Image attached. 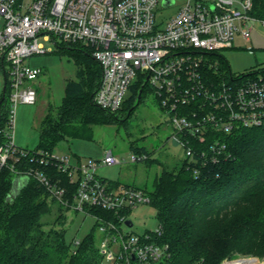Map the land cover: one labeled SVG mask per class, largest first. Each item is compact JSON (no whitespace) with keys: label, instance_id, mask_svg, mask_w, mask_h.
<instances>
[{"label":"built area","instance_id":"2783aa9c","mask_svg":"<svg viewBox=\"0 0 264 264\" xmlns=\"http://www.w3.org/2000/svg\"><path fill=\"white\" fill-rule=\"evenodd\" d=\"M165 1L0 0V75L5 76L3 93L9 105L0 128V175L9 168L18 189L26 186H22L24 178L28 183L35 179L64 206L93 217L101 236L103 264H171L172 254L167 244L157 240L160 227L144 234L129 230L133 210L151 204V197L144 189L115 186L98 175L99 168L122 163L112 151L100 160L77 165L68 157L44 152L30 161L57 163L76 186L70 201L63 181H53L42 169L31 167L25 159L28 150L17 147V108L36 105L34 82L43 73L25 60L52 51L40 42L42 36L55 46L91 47L102 68L94 102L104 110L120 111L132 86L146 82L145 95L153 96L169 115L172 139L192 160L191 138L203 142L211 131L231 133L242 126H264V75L242 82L230 68L224 69L227 60L220 53L234 47L236 35L250 40L257 24L264 27V14L253 13L254 0H170L168 6ZM167 8L176 12L160 19ZM147 159L146 154L132 155L130 162ZM222 264H264V259L241 256Z\"/></svg>","mask_w":264,"mask_h":264},{"label":"trees","instance_id":"16d2710c","mask_svg":"<svg viewBox=\"0 0 264 264\" xmlns=\"http://www.w3.org/2000/svg\"><path fill=\"white\" fill-rule=\"evenodd\" d=\"M253 13L264 14V0H254ZM60 48L73 56L76 78L68 80L56 117L49 113L44 118L39 144L35 150H28L25 159L53 181L61 179L72 201L76 186L70 184L57 163L40 165L36 159L30 161L39 152L53 154L62 141L93 140L95 126L126 122L148 88L145 85L135 109L143 88L141 80L132 86L134 95L120 111L104 110L94 102L102 68L92 56L91 47L66 44ZM223 64L224 69L230 68L228 61ZM259 73L264 75V69L237 77L243 82ZM8 110L7 95L3 93L0 128L5 125ZM190 143L193 160L186 157L179 168L165 169L155 179L152 191L144 189L162 230L157 240L169 246L171 264H222L225 258L238 254L264 259V126H242L231 133L211 131L203 142L191 138ZM132 149L139 155L146 154L135 146ZM147 161L153 162L149 155ZM14 178L9 168L0 175V264H103L97 223L79 245L68 243L62 214L54 225L46 218L51 214L50 199L61 209L71 208L58 203L35 179L18 189L13 186ZM90 210L105 214L99 209ZM47 225L52 226L46 229Z\"/></svg>","mask_w":264,"mask_h":264},{"label":"rangeland","instance_id":"374dc122","mask_svg":"<svg viewBox=\"0 0 264 264\" xmlns=\"http://www.w3.org/2000/svg\"><path fill=\"white\" fill-rule=\"evenodd\" d=\"M175 12V8H167L162 12L160 19L172 16ZM1 28L2 23H0ZM40 42L52 51L34 55L25 60L26 65L43 70L39 79L34 82V87L38 91V101L36 105L21 104L16 111L15 143L17 147L25 150L36 149L44 118L49 113L56 117L65 96L66 84L68 80L75 79L77 73L73 56L68 53L69 51L60 48L63 44L59 43V46H55L43 36ZM220 53L229 62L230 69L237 76L264 69V27L257 24L250 40L236 35L234 47L224 49ZM258 76L263 74L259 73ZM4 85L5 76L1 74L0 96ZM133 95L134 92L130 89L126 95V101ZM123 119L122 116L120 120ZM173 132L169 115L159 107L153 96L144 95L142 102L126 122L95 126L93 140L62 141L54 148L53 154L58 157H68L71 164L77 165L87 163L91 159L100 160L106 152L112 151L122 163L101 167L98 175L113 185H126L152 191L155 179L165 169L179 168L186 158L184 149L172 139ZM132 146L142 149L153 162L147 160L130 162L132 155H138ZM51 200V214L47 216L46 221L54 225L56 219L62 214L68 243L82 240L90 234L96 224L93 217L81 212L67 211L65 207L61 209ZM130 219L134 225L129 230L137 234L155 232L160 226L156 210L150 204L136 207ZM52 225H47L46 229ZM241 256L249 255L238 254L234 258ZM227 259L233 258H225L223 261Z\"/></svg>","mask_w":264,"mask_h":264},{"label":"water","instance_id":"95a60500","mask_svg":"<svg viewBox=\"0 0 264 264\" xmlns=\"http://www.w3.org/2000/svg\"><path fill=\"white\" fill-rule=\"evenodd\" d=\"M171 4H172V2H171L170 0H166V1H165V6H168V5H171ZM145 85H146V82H145V84L143 85V88H142L141 91H140L139 98H138V100H137V102H136V104H135V106H134L133 109H135V108L138 106ZM21 182L23 183L22 186H25V185H27V183H28V179H27V178H24L23 180H21ZM13 186H15V180H14V185H13ZM127 224H128L129 226H133V221H132V220H128V221H127Z\"/></svg>","mask_w":264,"mask_h":264}]
</instances>
